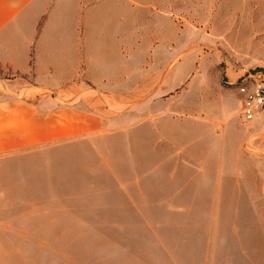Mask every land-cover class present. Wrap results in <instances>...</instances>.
<instances>
[{"label": "rangeland", "instance_id": "374dc122", "mask_svg": "<svg viewBox=\"0 0 264 264\" xmlns=\"http://www.w3.org/2000/svg\"><path fill=\"white\" fill-rule=\"evenodd\" d=\"M68 1L101 132L0 157V264H264V0Z\"/></svg>", "mask_w": 264, "mask_h": 264}, {"label": "crops", "instance_id": "0c3cea01", "mask_svg": "<svg viewBox=\"0 0 264 264\" xmlns=\"http://www.w3.org/2000/svg\"><path fill=\"white\" fill-rule=\"evenodd\" d=\"M80 16L68 0H0V157L43 158L100 134L99 114L74 102L83 89L62 90L84 69Z\"/></svg>", "mask_w": 264, "mask_h": 264}, {"label": "built area", "instance_id": "2783aa9c", "mask_svg": "<svg viewBox=\"0 0 264 264\" xmlns=\"http://www.w3.org/2000/svg\"><path fill=\"white\" fill-rule=\"evenodd\" d=\"M244 68L240 78L239 92L244 96L242 101V118L244 123H251L264 109V74Z\"/></svg>", "mask_w": 264, "mask_h": 264}]
</instances>
